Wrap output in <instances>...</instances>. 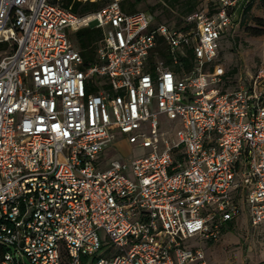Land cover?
<instances>
[{
    "label": "built area",
    "instance_id": "built-area-1",
    "mask_svg": "<svg viewBox=\"0 0 264 264\" xmlns=\"http://www.w3.org/2000/svg\"><path fill=\"white\" fill-rule=\"evenodd\" d=\"M217 1L170 25L119 0H0L1 264H208L190 239L264 224V66L225 87L247 0ZM85 27L102 31L88 63ZM117 130L148 152L102 168Z\"/></svg>",
    "mask_w": 264,
    "mask_h": 264
},
{
    "label": "rangeland",
    "instance_id": "rangeland-1",
    "mask_svg": "<svg viewBox=\"0 0 264 264\" xmlns=\"http://www.w3.org/2000/svg\"><path fill=\"white\" fill-rule=\"evenodd\" d=\"M104 6L111 0H98ZM137 1L135 9L150 10L157 15V20L167 24H179L185 13L181 5L170 0H119ZM129 5V3H127ZM252 8L246 14L242 12L228 35L220 41L218 61L227 68L240 70L244 65L255 69V65L264 62V5L261 0L253 2ZM260 23V24H259ZM261 31V32H258ZM76 40V32L70 34ZM163 128L169 129L174 124L161 118ZM116 138L99 154L100 166L107 167L111 160L119 159L130 162L132 159L145 155L148 150L131 144L128 137L120 131H114ZM127 176L133 178L130 170ZM217 241H197L204 250L208 264H257L264 263V224L253 227L246 215L232 223Z\"/></svg>",
    "mask_w": 264,
    "mask_h": 264
},
{
    "label": "trees",
    "instance_id": "trees-1",
    "mask_svg": "<svg viewBox=\"0 0 264 264\" xmlns=\"http://www.w3.org/2000/svg\"><path fill=\"white\" fill-rule=\"evenodd\" d=\"M170 1L171 3H178L180 0H170ZM261 1L262 4L264 5V0ZM52 2L58 3L61 6H63L65 9L75 13H86L89 11L97 10L102 7L100 5V1L98 0H52ZM136 2L137 1H133V2L123 1L121 4L123 9L127 11H135L137 10L135 9ZM127 3H129V5H127ZM181 5L184 7L182 11L185 13V15H187L188 13L193 12L194 10L203 9L206 7L209 8L211 12H214L215 10L218 9L220 3L217 0H211L208 3L205 2V0H183ZM251 8H252L251 4L247 5L244 8V13L246 14L247 12H249ZM101 38H102V31L96 27H85L76 31V40L75 39L72 40L74 42L75 48L80 51L86 63L94 60L96 49L100 43ZM5 48H6V44L0 43V51H3ZM237 72L238 71L236 68H232V69L227 68V73L225 75V79H226L225 87L235 86L234 78ZM232 223L233 222L229 223L228 225L229 228H231ZM223 230H225V227ZM5 250L6 249L0 245V260Z\"/></svg>",
    "mask_w": 264,
    "mask_h": 264
},
{
    "label": "crops",
    "instance_id": "crops-1",
    "mask_svg": "<svg viewBox=\"0 0 264 264\" xmlns=\"http://www.w3.org/2000/svg\"><path fill=\"white\" fill-rule=\"evenodd\" d=\"M255 3V2H258V0H247L245 3H243L242 5H243V9H241V8H238L237 9V11H236V14H235V22H236V20L238 19V16L240 15V14H242V12H244V8L247 6V5H249V4H252V3ZM234 25H235V23H234ZM256 67H258V66H264V62H262V63H260L259 65H255Z\"/></svg>",
    "mask_w": 264,
    "mask_h": 264
}]
</instances>
